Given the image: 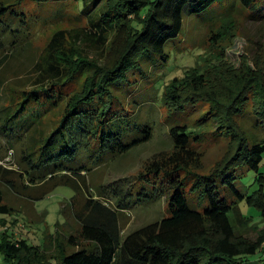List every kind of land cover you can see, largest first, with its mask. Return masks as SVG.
I'll list each match as a JSON object with an SVG mask.
<instances>
[{
    "label": "trees",
    "instance_id": "obj_1",
    "mask_svg": "<svg viewBox=\"0 0 264 264\" xmlns=\"http://www.w3.org/2000/svg\"><path fill=\"white\" fill-rule=\"evenodd\" d=\"M226 1L0 0L4 57L8 50L29 44L30 35L43 24L63 21L70 7L84 21L75 38L84 36L96 50L88 53L81 45L70 49L66 30L56 31L37 61V86L11 88L9 103L0 106V134L7 143L6 149L0 144V151H16L20 169L0 160V214L15 209L6 202L5 189L37 201L67 185L74 195L62 206L65 221L57 224L53 237L69 218L76 222L50 257L40 252L47 245L45 239L41 246L27 239L11 242L4 232L0 249L9 264H264V258L248 259L264 248V230L254 241L239 240L235 223L251 222L239 201L264 217V137L238 119L247 115L253 127L264 132V66L241 74L239 86L225 97L214 91L203 73L197 74L192 87L184 79H172L163 95L171 114L186 115L201 99L195 94L206 90L209 110L194 122L198 129H191L190 116L172 125L173 152L151 161L138 180L124 187L99 185L97 197L88 180L93 169L153 137V124L125 109L135 97L134 87L150 78V69L169 62L166 46L182 33L185 13H212L214 17L206 16V21L213 20L229 15L238 4L251 17H264V0H237L228 9ZM212 39L222 48L226 38L214 33ZM155 56L160 58L157 65ZM216 119L220 120L215 127ZM208 139H227L229 149L204 172L196 169L203 156L197 146ZM250 172L255 177L247 186L243 180ZM163 196L166 217L123 238L127 209ZM32 248L34 258L22 253Z\"/></svg>",
    "mask_w": 264,
    "mask_h": 264
},
{
    "label": "rangeland",
    "instance_id": "obj_2",
    "mask_svg": "<svg viewBox=\"0 0 264 264\" xmlns=\"http://www.w3.org/2000/svg\"><path fill=\"white\" fill-rule=\"evenodd\" d=\"M236 1L227 0L224 3L225 8L228 9ZM75 12L73 7H70V11L62 19L63 21L56 24L53 20L43 24L41 28L33 32L29 37V44L24 43L23 47L15 51L8 50L6 57H4L5 54L0 53V96L4 98V100L0 99V106L9 103L10 96L14 94L11 88L17 91L37 86L40 75V69L36 67L37 61L56 31L66 30L68 41L66 46L70 49L81 45L88 53L96 52L92 45L86 44L84 36L81 35L80 39L75 38L76 33L84 26V21L78 20L75 17ZM214 15L212 13L206 15V12L192 15L185 13L182 33L166 46V51L171 56L169 62L163 67H152L150 78L145 79L143 85L138 84L134 87L135 93L133 95L135 97L130 99L132 104L128 102L129 108L126 106L125 110L137 111L140 121L152 123L154 126L153 137L115 160L89 172L88 180L90 186L94 188H90V192L95 196L99 197L97 186L104 185L110 189L111 184H116V186L124 187V185L138 180V175L145 172V167L151 161L172 153L174 142L170 135V127L179 121H183L185 116H190L188 122L192 124L191 129L195 131L198 129L194 128V122L200 116L204 117L209 110L206 90L195 94L201 99L197 103V107L189 108L190 111L186 112V115L182 114L181 111H175L171 114L169 107L163 103V95L165 86L172 79L176 77L180 80L184 79L192 87L193 81L198 79L197 74L203 73L209 79V83L214 85L212 86L214 91L219 93L221 97H225L231 93V90H235L239 86L241 74L250 68L258 70L264 66V17L261 19L253 18L251 13L242 10L238 4L231 9L229 15L221 14L210 20ZM206 16L213 17L206 21ZM214 33L225 36L226 39L222 43V48L212 39ZM159 59L155 56L156 65ZM141 98L144 100L135 105ZM215 113L216 111L211 113V118L216 116ZM51 116L46 120V124ZM238 119H242V123L247 129L260 137H264L263 131L253 127L252 118L246 115V117H238ZM219 120L216 119L212 124L216 127ZM0 144L6 149L7 143L1 134ZM197 148L203 152V156L199 167L196 169L206 172L220 162L228 152L229 146L227 139L216 141L208 139L198 145ZM0 160L8 167L20 170L16 151L15 153L12 149L0 151ZM254 177L255 174L250 172L243 182L248 186L253 183ZM5 192L6 202L15 209L9 214H0V235L6 232L11 242L27 239L30 244L40 246L45 239L47 245L41 246L40 252L49 257L55 255L58 252V240L67 238L70 231L76 227L75 220L69 218V224L60 225L59 233L53 237L57 224H63L65 221L61 208L74 195V189L67 185H60L44 199L37 201L19 197L9 189H5ZM188 196L192 198L193 195L188 194ZM102 198L105 200L104 197ZM239 206L243 214L251 219V222H235L237 234L240 237L238 239L254 241L264 230V217L260 211L244 201H239ZM166 215L167 196H163L154 203L132 205L126 211L125 216L127 218L122 224V237L125 238L129 232L147 224L160 221ZM57 236L58 239H56ZM55 239L56 245L54 244ZM33 250V248L30 251L22 249V253L25 255L29 253L34 258ZM5 257V252L0 249V264H9ZM261 258H264V248L249 256L248 259L259 261ZM55 263L56 261H53V264Z\"/></svg>",
    "mask_w": 264,
    "mask_h": 264
}]
</instances>
